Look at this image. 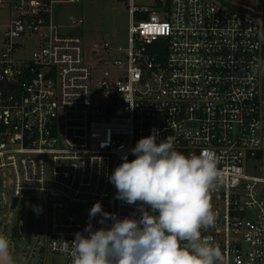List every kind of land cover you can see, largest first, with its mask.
Masks as SVG:
<instances>
[{
  "label": "built area",
  "instance_id": "2783aa9c",
  "mask_svg": "<svg viewBox=\"0 0 264 264\" xmlns=\"http://www.w3.org/2000/svg\"><path fill=\"white\" fill-rule=\"evenodd\" d=\"M125 1L128 46L104 44L119 56L94 84L83 40L62 35L54 22L55 0H0L9 13L0 19V183L9 178L11 209L15 199L18 210L47 196L49 248L70 264L59 246L76 232L87 235L95 202L120 218L139 215L115 199L108 177L158 129L157 142L171 136L185 155L209 150L219 159L216 223L202 235L220 247L222 264H264L262 11L214 0H170L168 10ZM30 41L32 57L22 58Z\"/></svg>",
  "mask_w": 264,
  "mask_h": 264
},
{
  "label": "clouds",
  "instance_id": "9594fccd",
  "mask_svg": "<svg viewBox=\"0 0 264 264\" xmlns=\"http://www.w3.org/2000/svg\"><path fill=\"white\" fill-rule=\"evenodd\" d=\"M158 129L140 138L108 179L115 199L136 205V212L120 218L100 201L89 210V222L59 251L70 264H222L218 245L202 232L215 226L211 192L221 180L219 159L203 150L185 155L174 137L157 142ZM97 216L101 227L94 228ZM110 222V223H109ZM0 264H15L11 242L0 234Z\"/></svg>",
  "mask_w": 264,
  "mask_h": 264
},
{
  "label": "rangeland",
  "instance_id": "374dc122",
  "mask_svg": "<svg viewBox=\"0 0 264 264\" xmlns=\"http://www.w3.org/2000/svg\"><path fill=\"white\" fill-rule=\"evenodd\" d=\"M224 7L233 6L241 8L256 15L262 8V0H214ZM54 22L60 27L64 36L79 37L83 40L85 51V64L88 66L96 84L105 70V65L113 70V62L118 58L116 50H105L104 44L112 48H127L129 29L131 26V15L127 2L119 0H79L77 3H69V0H55ZM137 4L152 7V0H137ZM9 13L0 10V19L8 16ZM73 20H83L84 25L71 27ZM98 46L97 56L102 62H97L94 55V46ZM34 42L30 41L27 50L21 54L22 58L31 59ZM264 177V171L259 173ZM1 193H5L9 199V205H2L0 208V234L5 235L11 242V252L15 264H66L62 255L51 252L48 244L49 235V209L50 203L47 196L35 197L38 201L25 207L23 220L20 225L21 238L12 239V229L17 223L18 210L11 209L10 203V181L9 178L1 180ZM36 209L35 225L33 227L32 243L27 239V218L31 210ZM41 240L36 248L38 240ZM43 249L40 252V249Z\"/></svg>",
  "mask_w": 264,
  "mask_h": 264
},
{
  "label": "water",
  "instance_id": "95a60500",
  "mask_svg": "<svg viewBox=\"0 0 264 264\" xmlns=\"http://www.w3.org/2000/svg\"><path fill=\"white\" fill-rule=\"evenodd\" d=\"M236 11L244 12L245 10L241 9V8H237ZM262 197L264 198V195ZM17 204H18V201H17V199H15L13 201L12 210H17ZM24 208H25V201H23L21 204V207L18 211L17 223L12 229V239L13 240L21 238L20 224H21V215L23 213ZM74 210H75V208L70 205L69 211L74 212ZM35 214H36V209L33 208L31 210V212L29 213L28 218H27V231L26 232H27V239H28L29 244L32 243L31 233H32V226L34 225V215ZM42 251H43V249L41 248L40 252H42ZM36 264H40V262L38 261Z\"/></svg>",
  "mask_w": 264,
  "mask_h": 264
},
{
  "label": "trees",
  "instance_id": "16d2710c",
  "mask_svg": "<svg viewBox=\"0 0 264 264\" xmlns=\"http://www.w3.org/2000/svg\"><path fill=\"white\" fill-rule=\"evenodd\" d=\"M119 1H124V0H119ZM155 8H157L158 10H168L170 8V0H154V5H153ZM228 9H231V10H236L237 8L233 7V6H230V7H227ZM261 11L263 13V18H264V0H262V8H261ZM148 18V14H141V15H137L136 16V19L137 20H141V19H147ZM159 46L156 45L153 49L156 50L157 47Z\"/></svg>",
  "mask_w": 264,
  "mask_h": 264
},
{
  "label": "flooded vegetation",
  "instance_id": "af4514ba",
  "mask_svg": "<svg viewBox=\"0 0 264 264\" xmlns=\"http://www.w3.org/2000/svg\"><path fill=\"white\" fill-rule=\"evenodd\" d=\"M23 213H24V210H23ZM23 213H22V215H21V222H22V220H23ZM35 217H36V214L34 215V225H35ZM21 225V224H20ZM34 225L32 226V233H31V237H32V235H33V227H34ZM41 264V263H40Z\"/></svg>",
  "mask_w": 264,
  "mask_h": 264
}]
</instances>
